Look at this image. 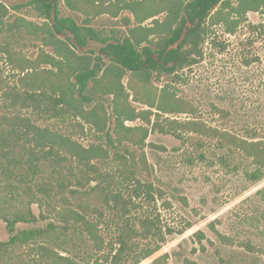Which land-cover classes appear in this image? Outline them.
Instances as JSON below:
<instances>
[{"label":"trees","instance_id":"trees-1","mask_svg":"<svg viewBox=\"0 0 264 264\" xmlns=\"http://www.w3.org/2000/svg\"><path fill=\"white\" fill-rule=\"evenodd\" d=\"M60 1L24 4L44 20L39 24L23 16L9 22L11 8L20 4L0 0L1 32L41 34L44 46L52 48V53L42 49L31 59L14 41L0 38V56L17 76L7 96L24 107L35 105L52 119L69 120L73 128L67 133L54 125H41L28 114L0 113V223L5 221L9 231V239L0 240V264H141L162 249L168 235L182 233L165 226L158 212L165 190L138 176V169L150 168L145 148L165 149L147 142L151 130L177 137H182V131H194L216 138L220 146L238 149L251 160L248 180L264 179V138H245L194 120L165 117L197 112L172 83L181 78L180 71L204 58L203 45L217 27L235 33L248 21V13L264 15V0H64L69 9L84 16L83 24L62 16ZM123 11L134 20L125 17L128 29L122 35L103 34L92 26L101 15L118 17ZM161 14L164 18H157ZM148 20L151 24L145 23ZM165 76L171 81L164 82ZM153 79L164 82L154 91L149 88ZM0 85L9 87L3 79ZM132 95L157 111L152 128L126 125L138 119L152 122V110H137ZM106 97L111 99L113 114ZM85 124L105 135L107 145L79 141L77 135L87 132ZM127 143L138 148V156L111 151ZM113 159L119 161L116 169L100 166ZM74 180L89 186L85 192L96 198V204L88 201L75 207L72 197L78 189L69 188L67 193ZM151 202H157V214L145 208L144 203ZM46 219L52 221L45 227H17ZM204 235L203 231L194 234L200 239ZM17 246L24 248L17 253L19 260L11 252ZM168 260L165 253L150 264H169Z\"/></svg>","mask_w":264,"mask_h":264},{"label":"rangeland","instance_id":"rangeland-1","mask_svg":"<svg viewBox=\"0 0 264 264\" xmlns=\"http://www.w3.org/2000/svg\"><path fill=\"white\" fill-rule=\"evenodd\" d=\"M3 1L20 4L17 9L11 8L9 22H13L17 16L39 24L44 22L32 7L24 5L28 0ZM60 11L62 16H72L79 24L85 22L84 16L69 9L64 0L60 1ZM164 16L165 14H161L157 18ZM125 17L134 20L129 11H123L118 17L101 15L93 21L92 26L103 34L122 35L128 29ZM151 22L152 20H148L145 23ZM0 38L14 41L16 48L31 59H36L42 49L52 53L51 47L44 46L41 34H31L26 30L16 34L0 31ZM213 38L203 45L204 58L180 71L181 78L172 83L179 96L195 104L197 112L170 114L165 117L181 121L194 120L245 138H264V15L250 12L248 21L242 23L235 33H227L219 26ZM129 78L130 74L124 79L126 86ZM0 79L9 83V87L0 85V113L28 114L41 125H54L61 131L71 132L73 128L69 120L52 119L35 105L24 107L21 102L15 103L11 96H7L6 92L11 91L10 88L16 84L17 76L7 59L2 56ZM163 80L169 82L171 77L165 76ZM151 83L149 88L153 91L162 84L157 79H153ZM128 91L132 93L131 90ZM130 100L137 110H152V122L149 124L145 119H138L127 121L126 125L152 128L157 111L134 99V95ZM104 101L108 105L109 114H113L111 99L106 97ZM110 125L113 128V121ZM85 126L86 134L76 137L79 141L84 145L98 142L107 145L105 135L87 124ZM181 135L182 137H177L153 129L147 139L148 143L158 144L165 149L148 145L145 153L150 168L149 171L138 169V176L165 190V197L158 201V212L165 226L181 230L182 233L176 231L168 235L162 249L141 264H150L165 253L169 254V264H185L187 261L197 264H264V179L258 182L247 179L246 170L252 167L251 160L238 149L222 147L216 138L194 131H182ZM117 147L111 148V151H119L125 155L128 154L127 151H131L136 156L140 153L137 147L128 143ZM118 163L113 159L101 162L100 166L104 170H114ZM69 188L78 189V193L72 197L76 208L79 209V206L88 201L97 203L94 196L85 192L89 186L83 187L74 180L67 193H70ZM165 201L171 206H165ZM16 203L19 205V202L15 201ZM144 206L157 214V202L144 203ZM33 209L39 214L37 204H33ZM50 221L52 220L46 219L38 224L19 223L17 227H45ZM188 224L192 226L189 228ZM213 228L227 236L229 241L222 240ZM198 231L204 232L203 238L194 236ZM8 239L7 224L2 221L0 240ZM23 249L20 246L12 247L13 258L19 260L17 253H21Z\"/></svg>","mask_w":264,"mask_h":264}]
</instances>
